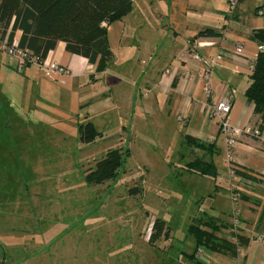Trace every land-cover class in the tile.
<instances>
[{
	"label": "crops",
	"instance_id": "0c3cea01",
	"mask_svg": "<svg viewBox=\"0 0 264 264\" xmlns=\"http://www.w3.org/2000/svg\"><path fill=\"white\" fill-rule=\"evenodd\" d=\"M137 6L141 20L136 19ZM259 11H264V0H242L235 10L228 0H135L128 16L108 26L115 59L104 72L96 73V65L68 53L62 42L46 60L69 68L70 76L49 77L36 65L21 67L31 90L30 115H38V104L48 103L54 95L61 101L58 113L69 120L84 113L81 125L91 123L101 136L107 131L111 139L123 142L128 133L141 135L148 169L165 159L150 153H179L182 159H192L185 164L188 174L181 175L186 176L189 194L198 196V202L207 199L199 226L210 231L209 223H214L219 239L236 244L233 253L201 247L194 258L200 264H264V142L240 139L233 151L237 173L230 179L224 137L210 118L212 108L231 96L230 124L236 128L255 124L254 106L245 92L251 84L250 67L261 53V44L253 39L256 31L264 30ZM205 31L219 37L195 39ZM238 46L244 49L241 56L235 53ZM196 54L203 61H196ZM216 57L220 60L212 67ZM210 68L213 97L207 99L202 71ZM7 111L14 112L11 104ZM179 117H184L183 126ZM197 159L214 165L217 177L212 183L189 171ZM173 161L177 159L168 156L167 162ZM235 209L241 213L236 228L231 222Z\"/></svg>",
	"mask_w": 264,
	"mask_h": 264
},
{
	"label": "rangeland",
	"instance_id": "374dc122",
	"mask_svg": "<svg viewBox=\"0 0 264 264\" xmlns=\"http://www.w3.org/2000/svg\"><path fill=\"white\" fill-rule=\"evenodd\" d=\"M11 60L0 54L1 264H194L189 230L200 225L207 199L189 194L181 175L192 159L150 153L165 159L148 169L141 135L129 133L123 143L104 131L86 149L78 131L85 114L66 119L52 95L30 115L31 90ZM124 145L130 157L118 176L91 185V169Z\"/></svg>",
	"mask_w": 264,
	"mask_h": 264
},
{
	"label": "trees",
	"instance_id": "16d2710c",
	"mask_svg": "<svg viewBox=\"0 0 264 264\" xmlns=\"http://www.w3.org/2000/svg\"><path fill=\"white\" fill-rule=\"evenodd\" d=\"M135 0H0V38L9 42L19 37V46L28 50L38 60H44L58 43L66 45L71 55L86 58L96 65V73L104 72L115 59L109 46L108 26L128 16ZM242 0H240L241 2ZM219 37L212 31L199 33L195 39ZM253 39L264 46V30L256 31ZM248 102L253 104L254 128L264 131V52L253 63L251 84L245 92ZM81 141L91 145L101 139V133L91 124L79 128ZM205 145L197 144V148ZM130 151L123 148L109 151L95 169L87 175L94 186L104 185L115 179L124 167ZM189 171L214 179L217 171L212 163L197 159L189 164ZM237 173V171H236ZM157 226V224L155 223ZM210 231L202 226H193L196 247L190 258L194 260L201 247L215 252L233 253L236 244L219 239L217 226L209 223ZM219 228V227H218Z\"/></svg>",
	"mask_w": 264,
	"mask_h": 264
},
{
	"label": "built area",
	"instance_id": "2783aa9c",
	"mask_svg": "<svg viewBox=\"0 0 264 264\" xmlns=\"http://www.w3.org/2000/svg\"><path fill=\"white\" fill-rule=\"evenodd\" d=\"M240 4V0H228V5L231 10H235ZM260 16H264V11H259ZM259 50L264 52V46L260 45ZM235 53L239 56L243 55L244 49L242 46H238L235 49ZM0 54H4L9 56L12 60H15L18 63L19 68L26 65H36L38 66L43 73L47 76L51 77L52 75H65L70 76L71 71L69 68H65L55 62H50L46 59L38 60L32 53L28 50H23L19 46V41L15 39L13 42H9L8 37L6 36L4 39L0 38ZM195 60L198 62L203 61L201 55L196 54ZM220 60V57H216L212 59L211 66H215L217 61ZM250 71H253V64L250 67ZM211 75L212 68L205 69L202 71V78L204 80V93L207 99L213 97V90L211 88ZM232 109V97H227L217 103L212 108V113L210 118L214 121H217V125L219 126V130L224 137L225 146H226V164L228 167L227 175L230 179L236 177V169L234 168V158L233 151L239 146L240 139L242 137H250L254 140H260L264 142V132L254 128L251 125H247L244 128H236L233 127L229 122V115ZM179 122L183 126L185 121L184 117H179ZM224 179V177H222ZM264 186V182H263ZM241 219V213L238 209H235L232 216L231 222L233 227L236 228ZM201 253V251H198Z\"/></svg>",
	"mask_w": 264,
	"mask_h": 264
}]
</instances>
